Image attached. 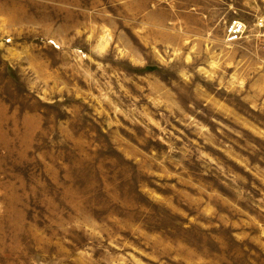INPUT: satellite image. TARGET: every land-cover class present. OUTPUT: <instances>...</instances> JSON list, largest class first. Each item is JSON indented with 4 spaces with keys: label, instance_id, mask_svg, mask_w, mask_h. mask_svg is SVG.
Returning a JSON list of instances; mask_svg holds the SVG:
<instances>
[{
    "label": "rangeland",
    "instance_id": "1",
    "mask_svg": "<svg viewBox=\"0 0 264 264\" xmlns=\"http://www.w3.org/2000/svg\"><path fill=\"white\" fill-rule=\"evenodd\" d=\"M15 2L0 264H264V0Z\"/></svg>",
    "mask_w": 264,
    "mask_h": 264
},
{
    "label": "built area",
    "instance_id": "2",
    "mask_svg": "<svg viewBox=\"0 0 264 264\" xmlns=\"http://www.w3.org/2000/svg\"><path fill=\"white\" fill-rule=\"evenodd\" d=\"M245 31L246 25L242 24V22L238 20L233 21L228 30L227 42L230 44L237 43L242 39Z\"/></svg>",
    "mask_w": 264,
    "mask_h": 264
},
{
    "label": "crops",
    "instance_id": "3",
    "mask_svg": "<svg viewBox=\"0 0 264 264\" xmlns=\"http://www.w3.org/2000/svg\"><path fill=\"white\" fill-rule=\"evenodd\" d=\"M15 1H16V0H13V3H14L13 5H11L12 3H11V1H9V3H8L9 6L7 5L8 8H5L3 2L0 3V14H1L0 17L6 18V16H8V11H9L11 8H16V7H17ZM2 4H3V5H2ZM13 6H14V7H13ZM0 21H3V19H0ZM1 26H2V23L0 22V27H1Z\"/></svg>",
    "mask_w": 264,
    "mask_h": 264
}]
</instances>
